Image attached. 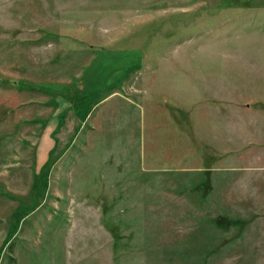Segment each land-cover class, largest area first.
<instances>
[{
	"label": "rangeland",
	"instance_id": "rangeland-1",
	"mask_svg": "<svg viewBox=\"0 0 264 264\" xmlns=\"http://www.w3.org/2000/svg\"><path fill=\"white\" fill-rule=\"evenodd\" d=\"M0 264H264V0H0Z\"/></svg>",
	"mask_w": 264,
	"mask_h": 264
},
{
	"label": "crops",
	"instance_id": "crops-1",
	"mask_svg": "<svg viewBox=\"0 0 264 264\" xmlns=\"http://www.w3.org/2000/svg\"><path fill=\"white\" fill-rule=\"evenodd\" d=\"M58 131H60V129H58ZM73 137V136H72ZM57 138H58V142L56 143V144H54L52 147V149H53V152H57L58 150H59V145H60V142H61V139H60V137L59 136H57ZM69 144V142L67 141V143H66V146ZM62 151V150H61ZM61 153V152H60Z\"/></svg>",
	"mask_w": 264,
	"mask_h": 264
}]
</instances>
